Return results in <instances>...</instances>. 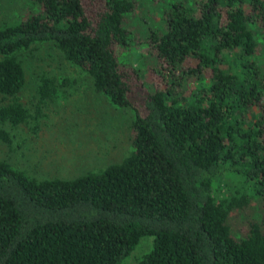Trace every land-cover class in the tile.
I'll return each instance as SVG.
<instances>
[{
    "label": "trees",
    "instance_id": "obj_1",
    "mask_svg": "<svg viewBox=\"0 0 264 264\" xmlns=\"http://www.w3.org/2000/svg\"><path fill=\"white\" fill-rule=\"evenodd\" d=\"M139 1L23 0L0 18L2 143L64 95L43 71L37 103L21 99L44 42L132 114L130 148L97 171L0 159V264H121L144 239L132 264H264V0L171 1L142 36Z\"/></svg>",
    "mask_w": 264,
    "mask_h": 264
},
{
    "label": "rangeland",
    "instance_id": "obj_2",
    "mask_svg": "<svg viewBox=\"0 0 264 264\" xmlns=\"http://www.w3.org/2000/svg\"><path fill=\"white\" fill-rule=\"evenodd\" d=\"M22 1L0 0V18L14 17ZM171 1L176 0H140L135 11L139 18L133 15L130 22L134 34L142 36L144 28L159 26L161 7ZM34 53L36 60L27 70L21 99L28 106L37 103L33 83L45 73L64 78V95L41 107L42 116L34 133H22L18 143L12 142L13 148L0 141V159L43 178H70L118 161L130 148L127 139L131 111L115 108L94 92L88 76L62 59L52 44H38ZM137 55L134 51L126 57L137 66ZM257 213L255 207L252 214ZM149 242L142 240L121 264H132L134 256Z\"/></svg>",
    "mask_w": 264,
    "mask_h": 264
}]
</instances>
